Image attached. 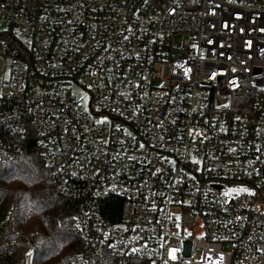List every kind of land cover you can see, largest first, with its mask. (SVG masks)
<instances>
[{"label":"built area","instance_id":"built-area-1","mask_svg":"<svg viewBox=\"0 0 264 264\" xmlns=\"http://www.w3.org/2000/svg\"><path fill=\"white\" fill-rule=\"evenodd\" d=\"M1 23L0 163L30 129L80 202L70 264H264V0H0ZM7 220L0 264H31Z\"/></svg>","mask_w":264,"mask_h":264},{"label":"trees","instance_id":"trees-1","mask_svg":"<svg viewBox=\"0 0 264 264\" xmlns=\"http://www.w3.org/2000/svg\"><path fill=\"white\" fill-rule=\"evenodd\" d=\"M26 133L18 159L0 163V220L7 216L5 231L15 242L8 259L18 263L30 252L31 264H70L79 247L72 222L80 202L57 192L34 134L30 129ZM105 203L110 220L121 200L110 198Z\"/></svg>","mask_w":264,"mask_h":264},{"label":"rangeland","instance_id":"rangeland-1","mask_svg":"<svg viewBox=\"0 0 264 264\" xmlns=\"http://www.w3.org/2000/svg\"><path fill=\"white\" fill-rule=\"evenodd\" d=\"M0 30L1 31L6 30V27L3 23L0 24ZM11 31L13 32L14 36L17 39H19L21 42H24V38L19 33H17L14 28H12ZM0 41L3 43V42H5V39H1ZM173 44L175 47H179V44H180V37L179 36L174 37ZM73 92L75 93V95L77 96V98L80 100L81 103H83V104L86 103V96L79 88L73 87ZM250 191H252L251 188H249L247 186H231V187H226L223 189L224 193H228V192H247L248 193ZM255 207H256V210L258 212L264 213V202L257 201L255 203Z\"/></svg>","mask_w":264,"mask_h":264},{"label":"water","instance_id":"water-1","mask_svg":"<svg viewBox=\"0 0 264 264\" xmlns=\"http://www.w3.org/2000/svg\"><path fill=\"white\" fill-rule=\"evenodd\" d=\"M217 188H219V187H217Z\"/></svg>","mask_w":264,"mask_h":264}]
</instances>
